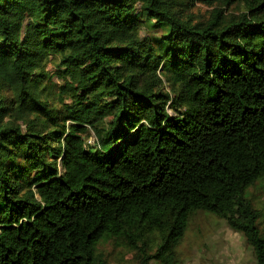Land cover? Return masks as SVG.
<instances>
[{
  "label": "trees",
  "instance_id": "1",
  "mask_svg": "<svg viewBox=\"0 0 264 264\" xmlns=\"http://www.w3.org/2000/svg\"><path fill=\"white\" fill-rule=\"evenodd\" d=\"M262 178L264 0H0V264H176L198 213L264 264Z\"/></svg>",
  "mask_w": 264,
  "mask_h": 264
},
{
  "label": "rangeland",
  "instance_id": "2",
  "mask_svg": "<svg viewBox=\"0 0 264 264\" xmlns=\"http://www.w3.org/2000/svg\"><path fill=\"white\" fill-rule=\"evenodd\" d=\"M211 10V6L198 4L193 11L198 18H206ZM154 33L160 34V31ZM48 69L52 70L51 65ZM52 80L58 82L56 78ZM247 193L253 204L264 213V178L249 187ZM260 221L259 226L264 234V216ZM98 249L109 264H139L135 253L120 240L105 241ZM176 264H257V259L244 235L233 230L225 219L198 213L192 218L178 247Z\"/></svg>",
  "mask_w": 264,
  "mask_h": 264
}]
</instances>
